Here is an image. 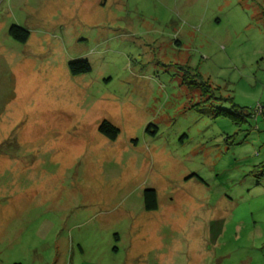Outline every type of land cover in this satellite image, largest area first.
I'll list each match as a JSON object with an SVG mask.
<instances>
[{"label": "rangeland", "instance_id": "1", "mask_svg": "<svg viewBox=\"0 0 264 264\" xmlns=\"http://www.w3.org/2000/svg\"><path fill=\"white\" fill-rule=\"evenodd\" d=\"M61 3L0 0V264H264V0Z\"/></svg>", "mask_w": 264, "mask_h": 264}, {"label": "trees", "instance_id": "2", "mask_svg": "<svg viewBox=\"0 0 264 264\" xmlns=\"http://www.w3.org/2000/svg\"><path fill=\"white\" fill-rule=\"evenodd\" d=\"M9 35L17 41L26 42L30 36V31L18 24H12L8 30ZM69 69L71 74L79 75L91 71V64L87 59L73 60L69 62ZM99 131L111 139H115L119 134V128L108 120H103L98 127ZM145 130L147 132H157V127L149 123ZM144 205L147 210L157 208V192L154 188L145 189L143 192Z\"/></svg>", "mask_w": 264, "mask_h": 264}, {"label": "crops", "instance_id": "3", "mask_svg": "<svg viewBox=\"0 0 264 264\" xmlns=\"http://www.w3.org/2000/svg\"><path fill=\"white\" fill-rule=\"evenodd\" d=\"M80 2H81V0H75L76 5H78V3H80ZM26 5H30L28 0H26ZM30 6H32V8L35 10V13H33V15L37 14V18L43 14V11H47V12L52 13L51 17L53 18L54 16L57 15V12H59V10L61 11V9L63 7L61 0H41L37 7H34L32 4ZM37 18L31 19L32 22L34 23L35 21H37L39 19V18L38 19ZM40 19L43 21V16ZM33 26H35V25H33ZM8 74H11V73H8ZM8 76H10V75H8ZM6 78H7L6 75H5L4 79L0 75V85L4 84V81L8 82V79L6 80Z\"/></svg>", "mask_w": 264, "mask_h": 264}]
</instances>
